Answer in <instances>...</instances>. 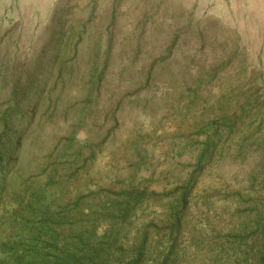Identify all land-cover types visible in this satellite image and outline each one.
Here are the masks:
<instances>
[{
	"label": "rangeland",
	"instance_id": "1",
	"mask_svg": "<svg viewBox=\"0 0 264 264\" xmlns=\"http://www.w3.org/2000/svg\"><path fill=\"white\" fill-rule=\"evenodd\" d=\"M0 264H264V0H0Z\"/></svg>",
	"mask_w": 264,
	"mask_h": 264
}]
</instances>
